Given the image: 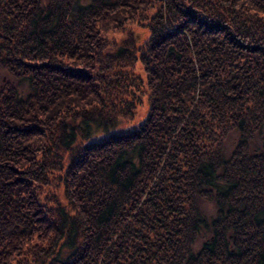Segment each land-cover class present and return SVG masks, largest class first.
<instances>
[{
	"label": "trees",
	"instance_id": "obj_1",
	"mask_svg": "<svg viewBox=\"0 0 264 264\" xmlns=\"http://www.w3.org/2000/svg\"><path fill=\"white\" fill-rule=\"evenodd\" d=\"M0 264H264V0H0Z\"/></svg>",
	"mask_w": 264,
	"mask_h": 264
},
{
	"label": "rangeland",
	"instance_id": "obj_2",
	"mask_svg": "<svg viewBox=\"0 0 264 264\" xmlns=\"http://www.w3.org/2000/svg\"><path fill=\"white\" fill-rule=\"evenodd\" d=\"M154 10H150L149 14L153 13ZM132 32L137 33V46L138 47H143V43L148 39L149 32L148 29L143 27L142 24L138 21L128 24L124 29L119 30V31H108L105 33V37L109 41L121 43L123 42L127 36H130ZM134 72L141 77L143 83L145 80V73L143 72V67L142 65L137 62L134 66ZM137 103H136V112L134 117L123 124L118 125L115 129H113V132H120V131H125L128 130L134 126H136L139 122L143 120L145 117L147 110H148V92L147 89L145 88V85L142 84L140 87V90L137 93ZM94 139H91V141ZM90 141V140H89ZM65 158L64 162V167L67 166L68 164V158ZM63 175V172L60 174V176ZM60 176H53L52 181L50 182V185L44 186L40 189L39 195L42 203H47L49 206H54L57 203H60L63 207L68 209V204L67 200L65 199L64 196V190H63V185L61 183V177ZM204 211L207 213H211V206L205 204L204 206ZM203 238H201L199 241H197L195 248H199L200 244L202 243Z\"/></svg>",
	"mask_w": 264,
	"mask_h": 264
}]
</instances>
